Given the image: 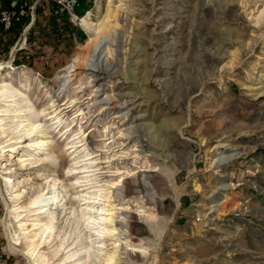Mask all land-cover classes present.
<instances>
[{
  "label": "rangeland",
  "instance_id": "obj_1",
  "mask_svg": "<svg viewBox=\"0 0 264 264\" xmlns=\"http://www.w3.org/2000/svg\"><path fill=\"white\" fill-rule=\"evenodd\" d=\"M18 2L0 26V264H264V0H82L61 17ZM87 16L121 64L97 82ZM42 194L55 209L34 207ZM126 214L130 235L92 239L94 218Z\"/></svg>",
  "mask_w": 264,
  "mask_h": 264
},
{
  "label": "bare ground",
  "instance_id": "obj_2",
  "mask_svg": "<svg viewBox=\"0 0 264 264\" xmlns=\"http://www.w3.org/2000/svg\"><path fill=\"white\" fill-rule=\"evenodd\" d=\"M89 20L90 19L87 16L82 20V23H81L82 26L89 32V34H91L90 39L86 45V49H87L86 69L91 70V72L94 74V76H96L93 81L97 82L98 81V73L97 72H99L100 70H105V71L112 70L114 72H117V71H119L121 64L118 61L109 60V58H107L106 55L103 56V53L105 50L103 48L108 43V41L106 40V37H105L104 29L94 26V24L91 23ZM114 43L117 46V48L119 49L120 39L116 38ZM0 67H1V65H0ZM70 67H73V69L69 70ZM70 67L67 70H64L65 71L64 75L61 76L62 78L60 77L63 81L64 86L68 82H70V83L73 82V80L76 79L77 75H80V73L78 72V70L81 68L80 64H77V63L72 64ZM5 90L6 91H3V92H5V94L6 93L8 94L6 96V99H7L10 96L9 94H11V93L8 92L9 89H5ZM96 93H97L96 97L98 96V98L95 99V104L96 103H103L105 108H106V112L111 115V117L113 118L114 121H116L118 118L122 117V115H120V113H118V111H119L118 103L120 100H118L116 96H108V97L102 99L101 95H100L101 93L99 91H97ZM99 97L101 99H99ZM16 115L17 116L22 115V112H18V114H16ZM33 127L29 131L28 130L25 131L28 136H30L34 132ZM125 132L126 133H135V132H137V130H136V127L133 126V127H129ZM29 145H30L31 149L35 148L33 143H30ZM221 157L222 158L219 157V159L216 158L217 160L215 159V166L216 167L222 166V164L224 162H226L227 160L229 161V159L232 156H228V157L221 156ZM146 178L149 180L148 181L138 180V182H139L138 187L141 188L143 192H144V190H146V192H144L145 196L148 195V183H151V184L153 183V176L150 175V176H147ZM113 188L114 189H113V192L111 195L112 197L121 196L122 198L125 199L127 197H130L134 193V190L132 188V184L129 180H126L122 184L114 183ZM217 201H218V199H217V197H215L213 199V203H215ZM54 204H55V197L54 196H51V195L44 196L43 194L38 196L33 202L34 207L38 208V207L42 206V211H49V210L55 209ZM215 206H213V207H215ZM39 211H41V210H39ZM132 218H133V216L131 214H126L124 217V220L116 221V223L114 222V225H111L110 223L113 222V219H114L112 216L106 217V216L102 215L101 217L94 218V219H93V217H89V221L91 219H93V221L92 220L91 221L97 225V229L94 232V234L92 235V236H94V238H92V239H94V241H95V239L97 240L101 237H106V235H107V237L110 235H114L115 231H116V233H118L119 240L121 238H123V235H130L131 234V228H132V224H131ZM106 220H107V225L105 222ZM50 223H53V222H50ZM49 226H50V224L47 225L45 228L47 229V228H49ZM111 226H113V227H111ZM10 232L12 234V238L14 240L18 241L20 234H18L16 231L12 232L10 230ZM91 241H93V240H91ZM97 242H99V241H97ZM69 245H71V244L69 243L68 246ZM120 245H123V242ZM45 246H46V244H44L42 247H45ZM89 246L94 247L92 244H88V245L84 246L83 249L80 251L81 254L79 255L78 258L81 259L83 254H85L84 253L85 250H87L88 254L90 253V251L92 249L91 248L88 249ZM36 248H37V246H36ZM35 250L36 249H34V251ZM33 254H34V252H31V255H33ZM128 254L131 255L132 253L128 252ZM114 258H115L114 255L109 257L107 259L106 264H114L116 262ZM79 264H82V263H79Z\"/></svg>",
  "mask_w": 264,
  "mask_h": 264
},
{
  "label": "built area",
  "instance_id": "obj_3",
  "mask_svg": "<svg viewBox=\"0 0 264 264\" xmlns=\"http://www.w3.org/2000/svg\"><path fill=\"white\" fill-rule=\"evenodd\" d=\"M80 0H46L47 8L49 12L55 17H61L64 14L75 15ZM40 0H34L35 4H39ZM18 0H13L10 7L1 11V23L3 24L4 30H10L15 20L18 18V11L21 5Z\"/></svg>",
  "mask_w": 264,
  "mask_h": 264
},
{
  "label": "trees",
  "instance_id": "obj_4",
  "mask_svg": "<svg viewBox=\"0 0 264 264\" xmlns=\"http://www.w3.org/2000/svg\"><path fill=\"white\" fill-rule=\"evenodd\" d=\"M81 3H82V0L79 1V5H78V7L81 5ZM8 6H10V3H9V2H8ZM78 7H77V10H78ZM0 26H1V29H2L3 31H5V30H4V27H3V24L1 23V21H0Z\"/></svg>",
  "mask_w": 264,
  "mask_h": 264
}]
</instances>
